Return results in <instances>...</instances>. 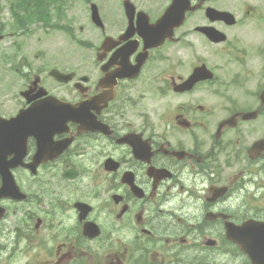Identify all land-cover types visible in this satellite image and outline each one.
I'll use <instances>...</instances> for the list:
<instances>
[{
  "label": "flooded vegetation",
  "instance_id": "obj_1",
  "mask_svg": "<svg viewBox=\"0 0 264 264\" xmlns=\"http://www.w3.org/2000/svg\"><path fill=\"white\" fill-rule=\"evenodd\" d=\"M190 2L178 26L104 23L102 59L48 91L78 115L26 124L0 158L18 187L0 194V264L264 260L250 247L264 227V0ZM21 91L1 116L40 99Z\"/></svg>",
  "mask_w": 264,
  "mask_h": 264
},
{
  "label": "rangeland",
  "instance_id": "obj_2",
  "mask_svg": "<svg viewBox=\"0 0 264 264\" xmlns=\"http://www.w3.org/2000/svg\"><path fill=\"white\" fill-rule=\"evenodd\" d=\"M42 3L45 0H41ZM98 4L102 19L105 23H123V16L120 10L119 0H90ZM15 0H0V33L6 34V37L0 41V54L5 53L13 56L12 59L0 57V90L1 96L13 90L21 84L22 77H16L14 71L17 67L22 68L19 59L25 56V63L36 71H47L51 67L60 69H71L80 59L90 55L92 43L99 38V32L89 24V2L88 0H65L62 6V12L56 4L49 5L50 19L43 13L45 9L42 5V15L37 16L30 27L26 30L29 34L23 33L14 28V18L10 11L11 3ZM143 6H148L152 16L158 13L165 0H138ZM152 4L151 6H149ZM53 5V6H52ZM73 24L76 36L80 39H71L64 32L68 24ZM56 25V26H54ZM54 26L53 28H51ZM82 27V30H79ZM13 32V33H12ZM12 33V34H11ZM19 46V50L15 49ZM27 67V66H25ZM47 82L49 88H55V83ZM6 103L4 106H7Z\"/></svg>",
  "mask_w": 264,
  "mask_h": 264
},
{
  "label": "water",
  "instance_id": "obj_3",
  "mask_svg": "<svg viewBox=\"0 0 264 264\" xmlns=\"http://www.w3.org/2000/svg\"><path fill=\"white\" fill-rule=\"evenodd\" d=\"M176 4H175V10L178 11L177 13L175 12L176 14L183 12L188 7L187 3L186 4H180V3L176 2ZM168 14H169V12L167 10L166 13L164 14L165 16L163 15L162 19H164ZM169 17L171 19H173V20L176 18V17H173V16H169ZM162 19L159 20V22L162 21ZM51 74H53L59 80H63V79L66 78L64 76V74L58 73L57 71H52ZM58 114H60V115H62V114L63 115H68V113H66V111H64L63 113H58V112L55 113V112H48L44 108H42L40 110V112L33 113L32 115H38V116L40 115V116L50 117V116H55V115H58Z\"/></svg>",
  "mask_w": 264,
  "mask_h": 264
}]
</instances>
